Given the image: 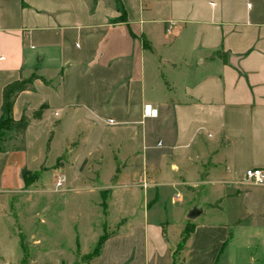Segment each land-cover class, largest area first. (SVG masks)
<instances>
[{
	"label": "crops",
	"instance_id": "obj_1",
	"mask_svg": "<svg viewBox=\"0 0 264 264\" xmlns=\"http://www.w3.org/2000/svg\"><path fill=\"white\" fill-rule=\"evenodd\" d=\"M118 1L123 20L112 0H0V102L37 77L11 109L24 149L7 132L0 151V264H52L19 210L58 177L98 198L86 264H264V185L244 177L264 171V0Z\"/></svg>",
	"mask_w": 264,
	"mask_h": 264
},
{
	"label": "rangeland",
	"instance_id": "obj_2",
	"mask_svg": "<svg viewBox=\"0 0 264 264\" xmlns=\"http://www.w3.org/2000/svg\"><path fill=\"white\" fill-rule=\"evenodd\" d=\"M42 189L44 194L33 198L29 196L31 199L23 203L19 212L25 216L32 230H43L47 234L43 238V245L47 249L45 259L52 264L58 262L59 264H86L87 260L84 256L80 257L76 249L85 253L92 249L94 235L90 232L89 225L97 221L96 209L92 202L98 198L88 194L83 188L65 191L62 187L57 189L58 191H53L54 187L50 179L43 184ZM42 208L46 209L42 212L48 213V217L44 225L40 226L37 224L38 220L34 219V215ZM30 219L34 220V224L30 225ZM31 245L28 236L23 235L22 246L25 257L37 258L39 254ZM245 254H242L239 264L247 262L248 256Z\"/></svg>",
	"mask_w": 264,
	"mask_h": 264
},
{
	"label": "trees",
	"instance_id": "obj_3",
	"mask_svg": "<svg viewBox=\"0 0 264 264\" xmlns=\"http://www.w3.org/2000/svg\"><path fill=\"white\" fill-rule=\"evenodd\" d=\"M114 7L119 11L120 17L118 20H123V10L119 4L118 0H112ZM96 4V0H90V3L88 5V11L89 13L93 12L94 7ZM37 77L33 73L29 75L27 78H22L21 74L19 75V78L15 81H12L10 83H7L1 90V102H0V151L2 150V144L4 141L5 133L7 132H12L14 134V142H15V147L14 149L16 151H23L24 149V132L27 127V123L29 118L25 115L22 114L21 118L18 121H13L11 117V109L13 106V102L17 95L23 91H31L32 90V82L35 80ZM44 106H41L39 109L34 110L30 113V118L32 119H38L41 115L42 109ZM36 176V173L32 174L31 177L34 178ZM23 177L26 180V174L23 173ZM101 207H104V198L103 196L101 197ZM216 204L210 205V206H215ZM192 226L191 225H186L182 231L181 239L179 243L177 244V247L175 249L178 251L185 240L187 239L189 233L191 232ZM103 241V236H100L97 240V243L95 244L94 248L92 249L90 254H87L84 256L86 260L90 259L91 257H94L98 254L101 243ZM21 251H22V259L24 262L25 259V253L23 250V246L21 243Z\"/></svg>",
	"mask_w": 264,
	"mask_h": 264
},
{
	"label": "built area",
	"instance_id": "obj_4",
	"mask_svg": "<svg viewBox=\"0 0 264 264\" xmlns=\"http://www.w3.org/2000/svg\"><path fill=\"white\" fill-rule=\"evenodd\" d=\"M173 23H169L167 31ZM156 115V110L149 105H144L142 107V116L153 118ZM245 180L253 186H263L264 185V171L261 169H248L244 172ZM64 182L63 177H58L54 183V189H59Z\"/></svg>",
	"mask_w": 264,
	"mask_h": 264
},
{
	"label": "water",
	"instance_id": "obj_5",
	"mask_svg": "<svg viewBox=\"0 0 264 264\" xmlns=\"http://www.w3.org/2000/svg\"><path fill=\"white\" fill-rule=\"evenodd\" d=\"M200 213V209L192 208L188 211L186 218L188 220H193L195 217H197Z\"/></svg>",
	"mask_w": 264,
	"mask_h": 264
}]
</instances>
